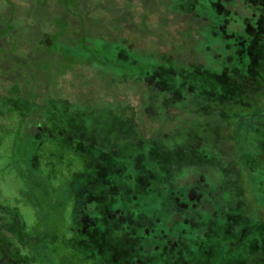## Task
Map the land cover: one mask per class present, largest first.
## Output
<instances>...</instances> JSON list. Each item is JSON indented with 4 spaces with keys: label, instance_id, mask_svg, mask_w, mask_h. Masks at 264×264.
I'll return each instance as SVG.
<instances>
[{
    "label": "trees",
    "instance_id": "obj_1",
    "mask_svg": "<svg viewBox=\"0 0 264 264\" xmlns=\"http://www.w3.org/2000/svg\"><path fill=\"white\" fill-rule=\"evenodd\" d=\"M141 1L148 11L150 5ZM150 2L167 13L163 34L152 33L142 18L132 24L134 37H115L110 45L116 47H99L87 41L88 24L79 32L80 47L61 43L64 50L55 51L49 64H37L35 58L51 56L40 45L43 37L37 35L36 44L10 40L13 29L24 32L22 23L30 19L26 8L13 4L5 14L8 20L0 28V264H264V0ZM127 6L128 1L124 10ZM125 11L132 23L128 14L133 12ZM231 11L240 25L232 22ZM15 17L21 26L13 25ZM83 19L86 26L87 15ZM122 24L109 31H119ZM161 35L165 48L159 57L153 53L160 45L150 46L149 53L131 45L132 38ZM52 68L57 82L49 79ZM68 69L101 75L106 82L121 79L117 100L137 98L129 106L137 122L119 129L125 147L117 136L102 137L100 123H84L83 115L95 114L92 107L66 100L64 88L47 92V81L56 89ZM132 82L133 93L123 94ZM113 104L120 107L116 100ZM135 142L145 158L141 163L137 154L135 159L143 172L156 170L161 216L150 191L106 196L98 189L112 174L126 175L119 161L129 160ZM112 144L118 148L113 153ZM160 152L190 158L195 165L207 162V183L197 176L175 191L169 175L174 172H169L182 165L165 161L172 169L158 170ZM116 235L123 247L133 241L126 254L112 244L109 237ZM209 240L217 243L214 252L206 248Z\"/></svg>",
    "mask_w": 264,
    "mask_h": 264
},
{
    "label": "rangeland",
    "instance_id": "obj_2",
    "mask_svg": "<svg viewBox=\"0 0 264 264\" xmlns=\"http://www.w3.org/2000/svg\"><path fill=\"white\" fill-rule=\"evenodd\" d=\"M127 1L130 2L131 7L127 6L125 10H128L129 12H133V14L132 13L128 14L130 18L133 17L132 23H127L129 21V18L128 20H125L127 15H126V11L123 8V5ZM152 2H155V1H152ZM150 3H151L150 0H146L144 2V6L150 5V8L147 7L149 9L147 11L146 9L145 10L143 9L141 0L140 1L139 0H126V1L125 0H39V2L37 0H28V1L21 0V2H19V0H0V15L1 14L4 15L0 17L1 18L0 28H2L5 25V22L8 20V16L5 14H9V12H11L10 7L13 4L17 5L18 8L21 6H24L26 8L25 11H27L26 14L27 16L30 17V19L25 18L26 19L25 23H22V26H23L22 28H24V32L21 31V33H18L16 29H13V31L15 32L14 34H12V37L10 40L11 41L15 40L20 43L22 41L23 42L32 41L31 43L36 44L38 37L40 38L43 37V39L46 38L47 41H43L42 39L40 45L48 49L47 51L50 52L51 56L44 57L38 53L35 55V58H36L37 64L42 61H43L42 64L46 63V60H47V64H49L48 59H51L50 57L54 56L55 51L60 53L64 50L63 48L59 46L61 43H62L61 46L69 47L68 45H70L74 47V49L80 47L79 42H81L82 40L80 38L81 34H79V32L80 33L83 32L82 23H84V22H81V20L84 21L83 18L86 15L89 19L88 21L85 20L86 27L88 28V24L90 25V30L88 32L89 35L87 37V41L89 42V44L95 43V45H98L99 47H101L102 45H103L102 47H105V46L109 48L116 47V46L112 47L110 45V42H117L115 37H120V38H122L121 36L134 37L132 34L134 31L133 30L134 26L132 24L138 23V21L142 18L143 19L145 18L146 28H151L152 33L155 32L156 35H159V33L163 34L164 31L166 30L165 26L169 24L167 13L165 9L163 8V6H160L157 3H154V4L153 3L150 4ZM37 4H38V7L36 6ZM101 6L108 10L107 13L104 12V9ZM7 7H9V10H6ZM97 8H99V10H97ZM31 10L33 11V14ZM231 17H233L232 19L233 23H236L237 25L241 24L242 20H240L239 16L235 15V13L232 11H231ZM19 18L20 17H15L13 19L12 21L13 25L15 26L17 24L19 25V22H18ZM120 18L122 21L120 20ZM122 22L125 24H122V27L120 26L119 31H114V30L109 31V28L114 27L116 26V24L122 23ZM19 26H21V24ZM29 26L30 27L33 26L32 28L33 30L29 32V34H26L25 33L26 31H30L28 29ZM73 28L75 31H77L75 34V37L77 38L76 41H72V32L70 31H72ZM176 28H179V26L177 25V26L171 27L172 30ZM30 35L32 36V38L27 37ZM56 36H59V37H57L56 39ZM130 40L132 41L131 45L139 46L140 49L145 50L148 53L149 51L150 52L152 51L150 50L151 49L150 46L160 45L159 47H157L158 49L154 50L153 54L156 57H159L162 54L161 49L165 48L163 35H161V37L158 36L156 39L152 37L146 38V40L138 39V42H135L136 40L134 41L133 38ZM107 45H110V46H107ZM31 47H32L31 49H35L37 46L34 45ZM101 49L102 51L105 50V48H101ZM70 65L71 64H69V66ZM52 69L50 70L51 77L49 79L50 81L54 80L55 82H57L58 79H57L56 72H54V69L53 70ZM68 71L69 69L67 70V72ZM108 71L111 73L110 69ZM75 72L77 73L75 74ZM80 72L77 69L75 71L68 72L67 73L68 76L64 78L63 84L62 85L57 84L56 89L53 88V86H50L51 82L49 83V80H48L47 81V85H48L47 92L53 89V91H57L61 93V88H64L63 97L66 98V100L73 103L74 105L85 107L86 110H89L90 107H92L93 111L94 112L96 111V112L94 115L90 114V112H88L87 115H83L84 123H88L90 125H96L100 123L102 125L101 126L102 128L100 129L102 133L101 134L102 137L107 135V137L110 136L112 138H115L117 136L119 140L121 141V144L125 147V144L122 140L123 133L120 130L127 128V127L130 128L131 126L135 125V123L137 122V112L135 111L133 107H131V110L129 107L130 102L135 105L134 102H136L137 98L133 97L132 99H130V101H128V100H123L126 98H124V95H122L123 99L117 100V98L115 97L116 92L121 91L119 88L120 86H118L117 83H121L122 81L121 79L114 80L113 78V79H110L109 82L108 81L106 82L103 79V77H101V75L92 76V74L86 70L80 71ZM71 74H74L73 77L76 78L75 79L76 81L75 80L73 81V77L69 78ZM80 76H81V79L79 78ZM42 81L43 83H45L46 78L42 77ZM133 88H134V83L133 82L132 84L128 83V85L122 89V93L124 94L125 92L127 94H131L134 91ZM105 90L107 91V93L110 92L111 94L110 93L109 95L103 94ZM115 100L118 101L120 107L113 104ZM92 102H94V104ZM132 111H134L135 113ZM103 112L108 113V115L106 116L102 115ZM122 113L124 114V116H121ZM139 119L142 120V118L140 117ZM103 128H107L108 132L104 133L102 131ZM110 137L109 139H111ZM97 141L102 144L106 142V140H103V139H101L100 141L99 137L97 138ZM133 144H134L133 145L134 151L132 150L131 152V149L128 150L127 155H128L129 160H125L124 158H122V160L119 161L121 165L119 167H122V169L127 170L126 175L120 177L117 174H112L110 182H108V184L106 185L102 183L99 184L98 189H101L103 192H107L105 194L106 196H111L113 194L117 195L118 193H122L123 191H127L128 189L136 193H139V192L146 193L147 191H150L153 202L156 204L158 203L160 204L159 197L162 194L161 192L158 193L159 182L157 181L155 177H153V175L155 176V173H154L155 169L154 167L152 169L150 165L149 167L152 169L153 172L149 171V169H145V172H143V170L141 169L142 168L141 163H143V160H145V158H144V155H142L143 154L142 152L139 154V148L141 147V145L138 142H135ZM108 148L109 149L112 148L111 153H113L114 150L117 148V146H114V149H113V144H112L111 147H108ZM131 153L133 155V160L130 158ZM137 154H139L140 156L139 158V160L141 161L140 164H138V162L135 160ZM163 155H164V152H160V155H159L160 160H157L158 156L155 157V160H157L156 165H157L158 170L166 172L169 169H172L169 166L171 164L165 163V161H174V163L172 164L182 165V167L179 169H176L175 167V170H172L170 172L168 171L169 173L174 172L173 174H169V175L172 177V180H173L172 184H173V188L175 189V191L180 192L181 190L188 187L189 184L193 182L197 176L198 178L201 176H204L203 179H206V183H207L208 181L207 178L209 179L208 174L211 175V171H209V168L205 166L207 165V162L203 161L205 165L203 163L201 164L196 163L197 165H195V164H192L191 162L192 160L190 158L184 161L185 157H182L179 155L178 156L173 155L171 157H168V155L166 157L165 156L163 157ZM209 157L210 156L206 157L207 161ZM183 164H186V165L183 166ZM143 166H145V163L143 164ZM137 168H138V171H137ZM206 174L208 177L207 176L205 177ZM170 182H171V179H168L167 183H170ZM160 186L164 188L166 186V181L160 184ZM88 187H89L88 188L89 190L94 189L92 186L91 187L88 186ZM218 187L225 190L223 184H220ZM159 204L157 206L159 207L160 211H157V214L161 216L162 212H161V208ZM139 224H142L141 220L139 221ZM109 238L111 239L113 238L112 244H114L115 247H118V249H121L118 251L119 254H126L125 247H127V249H130V248L132 249L133 241L131 239L129 242H125L124 247H123L121 246L119 241L116 242L115 239L117 238V235L111 236ZM199 246L201 245L199 244ZM217 247L218 246L215 241L209 240L206 248L209 249L211 252H214L215 248Z\"/></svg>",
    "mask_w": 264,
    "mask_h": 264
},
{
    "label": "flooded vegetation",
    "instance_id": "obj_3",
    "mask_svg": "<svg viewBox=\"0 0 264 264\" xmlns=\"http://www.w3.org/2000/svg\"><path fill=\"white\" fill-rule=\"evenodd\" d=\"M86 22V21H85ZM83 27H86V26H83Z\"/></svg>",
    "mask_w": 264,
    "mask_h": 264
}]
</instances>
